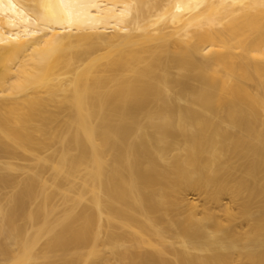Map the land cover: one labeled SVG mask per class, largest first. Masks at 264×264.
I'll use <instances>...</instances> for the list:
<instances>
[{
	"label": "bare ground",
	"instance_id": "1",
	"mask_svg": "<svg viewBox=\"0 0 264 264\" xmlns=\"http://www.w3.org/2000/svg\"><path fill=\"white\" fill-rule=\"evenodd\" d=\"M0 264H264V0H0Z\"/></svg>",
	"mask_w": 264,
	"mask_h": 264
},
{
	"label": "rangeland",
	"instance_id": "2",
	"mask_svg": "<svg viewBox=\"0 0 264 264\" xmlns=\"http://www.w3.org/2000/svg\"><path fill=\"white\" fill-rule=\"evenodd\" d=\"M191 199H194L196 196L194 194H190L189 196Z\"/></svg>",
	"mask_w": 264,
	"mask_h": 264
}]
</instances>
